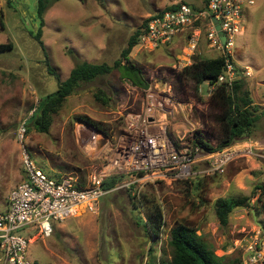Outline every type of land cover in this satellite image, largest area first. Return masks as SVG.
I'll use <instances>...</instances> for the list:
<instances>
[{"label": "rangeland", "instance_id": "rangeland-1", "mask_svg": "<svg viewBox=\"0 0 264 264\" xmlns=\"http://www.w3.org/2000/svg\"><path fill=\"white\" fill-rule=\"evenodd\" d=\"M179 1L195 7L205 3L53 0L44 13L41 46L31 34L38 29L37 0H0V44L11 42L13 46L0 52V212L11 188L26 176L23 150L53 179L72 173L86 180L103 170L108 177L118 178L117 189L99 199L94 212L53 221L48 237H39L36 230H21L20 234L29 239L26 255L33 263L160 264V260L170 259L171 229L185 223L196 229L216 256L226 261L240 259L241 263L254 254L259 256L258 263L264 264V212L258 213L254 208L264 189V115L250 136L233 142H241L240 147L252 145L261 156L237 157L220 175L175 180L161 170L145 181L133 175L119 177V170L109 169L111 165L104 159L105 153L120 149L118 141L123 136L126 117L146 112L148 96L172 100L166 107L153 103L147 112L156 118L158 130L164 132L174 148L189 146L199 155L201 151L194 150L192 143L198 133L216 144L218 130L210 122V84L201 82L196 96H192V84L183 86L175 75L187 62L183 58L187 37L158 47L137 43L131 48L128 60L140 70L146 86L131 84L122 70L113 68L81 83L51 115L47 132L30 127L21 143L18 139L22 121L78 61L112 65L129 37L143 27L151 14ZM242 23L243 30L236 35L232 50L231 59L238 69L234 80L241 74L253 102L264 110V0H253L247 6ZM202 54L218 55L205 40L204 29L190 58ZM98 89L108 98L105 103L94 97ZM85 117L97 122L101 130L86 123ZM91 131L96 140L106 138V146L95 149L87 145L86 136ZM129 193L135 198H130ZM229 196H246L250 207L234 208L227 224L221 225L215 200ZM153 205L160 207L163 219L156 239L149 238L143 224Z\"/></svg>", "mask_w": 264, "mask_h": 264}, {"label": "built area", "instance_id": "built-area-1", "mask_svg": "<svg viewBox=\"0 0 264 264\" xmlns=\"http://www.w3.org/2000/svg\"><path fill=\"white\" fill-rule=\"evenodd\" d=\"M252 3L253 0H206L203 7L183 1L170 4L148 17L138 44L158 47L184 35L188 39L189 54H193L204 29L209 46L225 58L223 71L216 83L230 86L237 73L231 59L235 37L243 30V11ZM221 35L224 36L223 42ZM214 88V85L210 86L208 95ZM157 98L148 96L146 112L141 116L126 117L123 136L118 141L120 149L104 154V159L111 165L109 169H118L122 175H133L145 181L155 177L157 171L165 170L171 178L185 180L221 174L237 157L261 156L259 149L252 145L240 147L241 142L214 151H201L199 155L193 153L189 146L174 148L164 132L158 130L160 126L156 124V118L147 112L153 103L158 106L172 103L169 98ZM25 123L26 119L17 132L20 143ZM96 137L91 131L86 136L87 145L95 147ZM22 161L26 176L11 188L6 197L7 207L0 212V264H35L27 258L29 239L20 234L21 230H36L39 237H48L52 234L53 221L94 212L98 200L117 189L116 183L109 188L103 186L108 177L105 170L86 180L72 173L53 179L33 163L25 150ZM258 260L259 256L253 254L239 264H263Z\"/></svg>", "mask_w": 264, "mask_h": 264}, {"label": "trees", "instance_id": "trees-1", "mask_svg": "<svg viewBox=\"0 0 264 264\" xmlns=\"http://www.w3.org/2000/svg\"><path fill=\"white\" fill-rule=\"evenodd\" d=\"M101 1V0H97ZM206 1V0H205ZM53 0H37L36 17L38 19V29L33 34L35 40L43 46L40 39L42 27L44 25V13ZM148 19V18H147ZM141 29L136 30L128 39L126 47L121 51L120 57L109 65L105 62L94 63L87 61H78L69 71L68 76L57 84V88L44 95L33 108L30 116L26 119L25 132L32 127L38 132H47L51 122V115L58 110L60 104L71 94H73L81 83L90 82L98 77L109 73L113 68L122 70V74L131 84L146 86L141 72L129 60L128 54L131 48L138 43L146 22ZM12 43H1L0 52L12 49ZM225 65L223 56L216 57H193L191 63L184 65L175 72L176 78L180 84L187 86L191 83L193 89L192 96H196L199 84L208 81L210 86L214 85L212 93L209 96V108L211 112L210 122L218 130L215 134L216 144L209 143L204 134L198 133L193 138L194 148L200 151H214L221 149L233 143L237 138L248 137L256 126L264 110L261 106L253 102L250 91L244 86L245 80L241 74L230 86L224 83H216L218 76L222 73ZM238 71V69H236ZM185 84V85H184ZM94 97L102 100L104 103L108 98L103 91L98 89ZM84 121L97 130H101L98 123L85 117ZM220 175V174H218ZM123 176L122 174L119 176ZM197 178L204 176H195ZM193 178V177H191ZM115 176L107 177L103 186L109 188L117 182ZM260 188V187H258ZM130 198H135L130 193ZM247 197H220L215 200V213L221 225L227 224L228 216L234 208L250 207ZM139 202H141L139 200ZM135 204V203H134ZM136 205V204H135ZM147 220L143 221L144 227L149 234L150 239H156L160 236L163 219L158 205L149 207ZM256 212H264V189L257 196L254 206ZM168 245L171 249L169 260H160V264H238L240 259L226 261L223 257L216 256L212 247L203 240L196 229L185 223L176 224L170 231Z\"/></svg>", "mask_w": 264, "mask_h": 264}, {"label": "crops", "instance_id": "crops-1", "mask_svg": "<svg viewBox=\"0 0 264 264\" xmlns=\"http://www.w3.org/2000/svg\"><path fill=\"white\" fill-rule=\"evenodd\" d=\"M184 35H180V36H178V37H183ZM178 37H175L172 41H174V40H176ZM174 43H177L176 41L174 42ZM186 50H187V52L185 53L186 55H184L183 56V58L187 61V62H184L183 64L184 65H187V64H189L191 61H192V59L190 58V54H189V49H188V47H186ZM217 52V51H216ZM200 56V55H199ZM201 56H204V57H210V56H207V55H205V54H202ZM216 56H219V54L218 55H216ZM216 56H211V57H216ZM194 57V56H193ZM236 66V65H235ZM262 141H264V140H262ZM257 167H260V165L259 164H257L256 165ZM6 207H7V202H6V206H5V208L3 209V210H5L6 209Z\"/></svg>", "mask_w": 264, "mask_h": 264}, {"label": "water", "instance_id": "water-1", "mask_svg": "<svg viewBox=\"0 0 264 264\" xmlns=\"http://www.w3.org/2000/svg\"><path fill=\"white\" fill-rule=\"evenodd\" d=\"M212 20L214 21V23H216V20L214 18ZM218 28H219L218 25H216V29H218ZM221 41L222 42L224 41V36L223 35H221ZM106 143H107V139L106 138L97 139V141L95 142V149L96 148L97 149L102 148ZM248 201L250 202V199H248ZM253 215H254L253 217L255 218L256 216L254 214V211H253Z\"/></svg>", "mask_w": 264, "mask_h": 264}]
</instances>
